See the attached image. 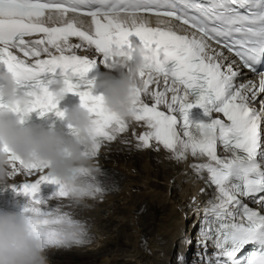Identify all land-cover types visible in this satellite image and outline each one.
<instances>
[{
  "label": "snow or ice",
  "instance_id": "6c2138e0",
  "mask_svg": "<svg viewBox=\"0 0 264 264\" xmlns=\"http://www.w3.org/2000/svg\"><path fill=\"white\" fill-rule=\"evenodd\" d=\"M131 36L139 38L148 55L131 117L122 119L105 108L103 95L78 91L73 78L91 85L86 75L125 55L132 48ZM262 64L264 0H0V65L18 86L30 89L24 105H9L0 97V109L21 118L36 110L64 118L65 112L57 110L59 97L49 88L58 80L41 79L59 75L63 92L79 95L81 106L95 117L93 143L86 152L90 159L130 129L137 149L162 146L177 162L194 158L193 172L214 187L197 241L215 249L205 264H264ZM242 69L254 79H242ZM194 107L203 109L207 119H189ZM134 125L145 130L137 133ZM205 128H213L218 138H204ZM4 151L14 177H37L19 183V191L30 198L25 211L36 218L34 228L48 249L89 243L82 223L60 207L49 208L37 194L47 183L58 186L57 199H102L108 189L95 180L99 166L77 169L69 183L48 172L44 162H25L7 147ZM247 246L252 251L242 257Z\"/></svg>",
  "mask_w": 264,
  "mask_h": 264
},
{
  "label": "bare ground",
  "instance_id": "6f19581e",
  "mask_svg": "<svg viewBox=\"0 0 264 264\" xmlns=\"http://www.w3.org/2000/svg\"><path fill=\"white\" fill-rule=\"evenodd\" d=\"M78 54L85 52L78 50ZM242 79H254V75L244 72ZM255 107L259 108L258 102ZM134 127L137 133L145 130ZM135 144L130 129L102 146L94 160L101 168L94 174L95 180L108 189L102 199L47 200L49 208L60 207L82 223L91 238L83 246L49 248L48 264H188L183 256H192L188 250L214 187H207L193 172L194 158L177 162L162 146L159 150L156 146L137 149ZM18 180L16 176L11 182ZM9 186H0V193L11 199L15 195ZM198 247L201 249L200 244L195 249ZM204 252L209 258L213 253ZM197 257L191 264H205L207 258Z\"/></svg>",
  "mask_w": 264,
  "mask_h": 264
},
{
  "label": "clouds",
  "instance_id": "9594fccd",
  "mask_svg": "<svg viewBox=\"0 0 264 264\" xmlns=\"http://www.w3.org/2000/svg\"><path fill=\"white\" fill-rule=\"evenodd\" d=\"M147 49L143 45L129 49L125 55L117 56L106 66L100 78L92 86L103 90L105 108L121 117H131V105L136 89L142 85L140 73L145 70ZM57 85L54 92L59 100L63 92L61 81H51ZM0 97L9 105H24L29 97L21 93L15 77L7 70L0 71ZM13 111L0 109V186H8L14 179L9 153L25 162H44L48 170L69 183L73 182L76 170H95L96 162L86 155L93 143L92 119L89 111L81 104L65 112L67 120L74 126L75 137L65 134L62 129H49L42 124H22L23 118H13ZM201 135L207 139H217L213 128H205ZM35 217L15 212H0V264H48V247L42 233L34 228Z\"/></svg>",
  "mask_w": 264,
  "mask_h": 264
},
{
  "label": "rangeland",
  "instance_id": "374dc122",
  "mask_svg": "<svg viewBox=\"0 0 264 264\" xmlns=\"http://www.w3.org/2000/svg\"><path fill=\"white\" fill-rule=\"evenodd\" d=\"M197 245V244H196ZM109 248V250H111L112 252L114 251L113 249H114V247L113 246H110V247H108ZM195 245H193L192 246V248H191V251H190V254L189 255H192L191 257H190V259H189V261H188V264H191V261L193 260V257H196V255H194L195 254V252H196V250H195ZM103 253V252H102ZM176 255H177V252H176ZM178 255H179V253H178ZM177 261V260H176ZM175 263V262H174ZM175 264H178V263H175Z\"/></svg>",
  "mask_w": 264,
  "mask_h": 264
}]
</instances>
